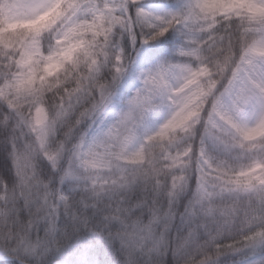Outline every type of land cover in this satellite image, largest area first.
<instances>
[{
    "label": "snow or ice",
    "instance_id": "6c2138e0",
    "mask_svg": "<svg viewBox=\"0 0 264 264\" xmlns=\"http://www.w3.org/2000/svg\"><path fill=\"white\" fill-rule=\"evenodd\" d=\"M169 32L181 41L176 59L141 69L126 106L109 118L136 63L128 48L139 56V47ZM52 90L68 139L81 133L80 154L119 162L77 181L78 189L166 182L171 207L191 180L194 203L210 202V215L216 204L226 216L241 213L249 228L264 224V0H176L160 10L142 0H0V124L13 133L7 145L16 148L23 127L46 142L44 100ZM63 200L60 194L56 204L36 209L51 223L46 251L56 243ZM0 202V220L19 218L6 186ZM142 238L134 230L129 244ZM248 239L264 242V230L240 242ZM4 258L15 257L0 246Z\"/></svg>",
    "mask_w": 264,
    "mask_h": 264
},
{
    "label": "clouds",
    "instance_id": "9594fccd",
    "mask_svg": "<svg viewBox=\"0 0 264 264\" xmlns=\"http://www.w3.org/2000/svg\"><path fill=\"white\" fill-rule=\"evenodd\" d=\"M57 96L52 90L44 100L50 122L43 145L23 127L15 133L13 149L6 144L11 129L0 124V186L7 187L20 209L18 219L0 220V246L15 257L3 264H254L258 260L264 264V242H240L243 234L264 230V224L249 228L241 213L226 216L216 204L210 215V202L194 203V186L187 192L179 190L171 207L173 189L166 182L159 188L151 182H129L102 192L92 183L78 189L77 181L95 176L107 163L118 167L119 162L80 154L81 133L68 139L67 122L56 115ZM97 131L93 128L92 135ZM135 147L132 144L129 151ZM53 153L55 159L49 160ZM60 194L64 200L62 215L54 221L56 243L46 251L43 240L51 223L36 209L56 204ZM134 230L143 237L139 245L129 244Z\"/></svg>",
    "mask_w": 264,
    "mask_h": 264
},
{
    "label": "trees",
    "instance_id": "16d2710c",
    "mask_svg": "<svg viewBox=\"0 0 264 264\" xmlns=\"http://www.w3.org/2000/svg\"><path fill=\"white\" fill-rule=\"evenodd\" d=\"M175 3L176 0H165L162 6H171ZM121 43L123 44L124 42L122 41ZM180 43V38L175 33L169 32L165 34V37H161L156 41H152L147 45L139 47V56H137L135 52H132L131 48H128V51L131 52L132 56L135 58L136 63L133 67L129 68L124 77L123 84L114 97L113 109L108 114L109 118H111L116 111H119L126 106L132 92L139 86V81L137 79L139 71L160 61H174L176 57L173 55V52ZM158 123L159 120H155L151 122L150 127H155ZM213 154L215 153L213 152ZM192 185L193 181L190 180L189 191L191 190ZM0 264H3V262Z\"/></svg>",
    "mask_w": 264,
    "mask_h": 264
},
{
    "label": "rangeland",
    "instance_id": "374dc122",
    "mask_svg": "<svg viewBox=\"0 0 264 264\" xmlns=\"http://www.w3.org/2000/svg\"><path fill=\"white\" fill-rule=\"evenodd\" d=\"M163 0H142L143 5L148 9L154 3L156 7L160 5V2Z\"/></svg>",
    "mask_w": 264,
    "mask_h": 264
}]
</instances>
